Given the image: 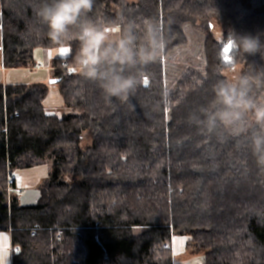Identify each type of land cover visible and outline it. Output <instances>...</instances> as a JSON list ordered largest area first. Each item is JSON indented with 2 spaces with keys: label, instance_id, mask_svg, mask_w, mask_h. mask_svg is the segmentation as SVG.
<instances>
[{
  "label": "trees",
  "instance_id": "16d2710c",
  "mask_svg": "<svg viewBox=\"0 0 264 264\" xmlns=\"http://www.w3.org/2000/svg\"><path fill=\"white\" fill-rule=\"evenodd\" d=\"M39 3L0 0L3 66L33 68L36 49L69 48L51 67L74 112L48 114L44 84H0V234L9 232L19 249L12 264H173L165 246L173 237L207 264H264V168L249 147L254 129L241 121L208 134L189 119L213 99L216 81L228 79L212 20L228 43L230 33L264 42V9L242 0H96L91 15L133 23L138 43L151 20L165 42L154 61L131 70L143 79L135 93L108 103L74 68L78 42L58 46L46 36ZM187 24L206 35V69L186 72L169 90L165 61L188 45ZM237 65L264 71V55L246 54ZM254 96L263 103L264 89ZM48 157L53 170L39 200L21 204L8 174Z\"/></svg>",
  "mask_w": 264,
  "mask_h": 264
},
{
  "label": "clouds",
  "instance_id": "9594fccd",
  "mask_svg": "<svg viewBox=\"0 0 264 264\" xmlns=\"http://www.w3.org/2000/svg\"><path fill=\"white\" fill-rule=\"evenodd\" d=\"M96 0H40L36 16L46 28V36L58 46L78 42L74 56L75 70L88 81L96 83L108 103L126 101L143 82L132 69L157 58L165 42L151 20L144 22V32L137 42L135 25L117 20H104L91 15ZM229 40L239 58L257 52L264 55V42L259 36L230 33ZM127 73V74H126ZM264 89V71L242 72L234 79H219L212 86L213 99L190 114L189 119L202 124L208 134L218 125L234 129L248 121L251 133L249 147L258 166L264 168V103H258L254 92Z\"/></svg>",
  "mask_w": 264,
  "mask_h": 264
},
{
  "label": "rangeland",
  "instance_id": "374dc122",
  "mask_svg": "<svg viewBox=\"0 0 264 264\" xmlns=\"http://www.w3.org/2000/svg\"><path fill=\"white\" fill-rule=\"evenodd\" d=\"M242 1L244 7L252 8L254 11H262V9H264V0ZM184 31L186 37L188 38V45L183 49L176 50L175 53L171 54L165 61V77L167 79V89L169 90L175 88L177 82L182 79L181 77L184 76L186 72L204 73L206 69L204 50L206 39L205 33L202 31L200 26L196 24H187L184 27ZM211 32L221 44H228V41L224 40L221 24L216 19L212 20ZM45 53L46 51L42 48L35 50L36 65L33 68L8 69L7 71H5V69L3 70L2 68L0 70V84L30 85L41 83L46 85L49 88V93L43 103L45 110L48 112V114L51 113L62 117L65 114L73 113L74 111L65 105L64 98L60 94L59 84L51 83V81L55 79L53 77V71L51 67L53 57L52 55ZM232 59L233 47L229 46V51L224 54V63L226 65V69L223 72V74L227 76L228 79H234L238 74L241 73L240 65H237L234 68L230 66ZM261 101L264 103V97L261 99ZM83 137L84 138L81 146L86 147L90 145V135L88 133H84ZM52 170L53 158L48 157L45 162L39 164V166L14 170L12 176L8 174V181L11 177L16 180V189L13 191L19 196L21 204H35L39 200V188L48 180ZM10 192L11 188L8 187V194H10ZM176 238L173 237L171 240L172 242L170 244H166V248H169L172 251L174 264H207L204 260V253L198 252L193 248L187 249V252L186 249L178 252L179 249L177 248V252L175 254L173 247L175 241L173 240Z\"/></svg>",
  "mask_w": 264,
  "mask_h": 264
},
{
  "label": "crops",
  "instance_id": "0c3cea01",
  "mask_svg": "<svg viewBox=\"0 0 264 264\" xmlns=\"http://www.w3.org/2000/svg\"><path fill=\"white\" fill-rule=\"evenodd\" d=\"M1 40V37H0ZM61 49H68V51L66 53H64L63 55H61ZM46 53H48L49 55H52L53 59L55 58H61V57H66L69 55V48L67 47H61L59 49H49L48 51H46ZM45 53V54H46ZM3 66V59L1 58V54H0V70L3 68V70L5 69ZM51 68V67H50ZM9 69V68H8ZM8 69H5V71H7ZM29 69V68H27ZM5 85V84H3ZM182 237H178V239L176 238L174 242V250H175V254L177 252V248L179 249L178 252L183 251V249H186L187 252V247H186V241L185 238ZM12 242H11V235L9 232H3L2 234H0V263L1 264H12V257H13V249L12 248ZM173 264H174V258H173Z\"/></svg>",
  "mask_w": 264,
  "mask_h": 264
},
{
  "label": "water",
  "instance_id": "95a60500",
  "mask_svg": "<svg viewBox=\"0 0 264 264\" xmlns=\"http://www.w3.org/2000/svg\"><path fill=\"white\" fill-rule=\"evenodd\" d=\"M229 46H230V47H233L232 44H231V42H229L227 45H225V46L223 47V53H224V54H226V52L228 51V50H226V49L229 48ZM58 82H59L58 79H53V80L51 81V83H58Z\"/></svg>",
  "mask_w": 264,
  "mask_h": 264
},
{
  "label": "built area",
  "instance_id": "2783aa9c",
  "mask_svg": "<svg viewBox=\"0 0 264 264\" xmlns=\"http://www.w3.org/2000/svg\"><path fill=\"white\" fill-rule=\"evenodd\" d=\"M144 80H146V77H144ZM9 181L12 182L13 178L11 177ZM166 247H167V245H166ZM18 251H19L18 248H14V253L13 254H16V252H18Z\"/></svg>",
  "mask_w": 264,
  "mask_h": 264
},
{
  "label": "snow or ice",
  "instance_id": "6c2138e0",
  "mask_svg": "<svg viewBox=\"0 0 264 264\" xmlns=\"http://www.w3.org/2000/svg\"><path fill=\"white\" fill-rule=\"evenodd\" d=\"M229 51V48L226 49ZM68 51V49H61V55H63L64 53H66ZM71 71V70H70ZM145 83L147 84V81H145Z\"/></svg>",
  "mask_w": 264,
  "mask_h": 264
}]
</instances>
